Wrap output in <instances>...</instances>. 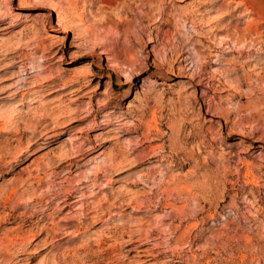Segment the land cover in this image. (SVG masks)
<instances>
[{"label": "rangeland", "instance_id": "1", "mask_svg": "<svg viewBox=\"0 0 264 264\" xmlns=\"http://www.w3.org/2000/svg\"><path fill=\"white\" fill-rule=\"evenodd\" d=\"M263 6L0 0V256L10 264H264ZM251 26L255 44L245 39ZM237 31L243 40L230 47ZM207 47L218 52L201 68L197 52ZM82 65L94 76L74 86ZM246 70L262 76L252 96L247 86L214 93L203 80L235 81ZM104 114L124 125H102ZM71 118L82 120L66 125ZM193 127L206 131L203 143L188 134ZM70 193L80 202L62 209ZM97 204L113 213L90 224L85 206ZM124 229L141 242H115Z\"/></svg>", "mask_w": 264, "mask_h": 264}, {"label": "bare ground", "instance_id": "2", "mask_svg": "<svg viewBox=\"0 0 264 264\" xmlns=\"http://www.w3.org/2000/svg\"><path fill=\"white\" fill-rule=\"evenodd\" d=\"M77 4V3H76ZM243 5L246 7V10L250 13V14H253L254 12H255V10L253 9V8H249V4L248 3H246V1L243 3ZM258 5V4H257ZM253 6V5H252ZM251 7V6H250ZM264 7V6H263ZM47 8H48V10L50 11V12H56V8H55V6L52 4V3H50V4H48L47 5ZM256 13V12H255ZM259 14V13H258ZM253 24V23H252ZM57 25L58 26H61V27H64V23H62V22H60V21H58L57 22ZM252 27V26H251ZM251 27H249V29L247 30V34L245 35V39H248V38H250V40L253 42V44H255V41L252 39V34H254L253 33V31H255L254 30V26L251 28ZM248 28V27H247ZM259 28V27H258ZM256 29V28H255ZM257 30V29H256ZM238 33V35H236V34H234V35H236L237 37H234V38H237L236 40L235 39H233V40H230V41H232L231 43H232V45L230 46V47H232V46H235L236 47V45H238V39H240V41H242L241 40V38H242V36L244 37V34H242L240 31H237ZM232 38V37H231ZM230 38V39H231ZM256 40V39H255ZM248 41H249V39H248ZM252 42H250V44L252 43ZM244 43V42H243ZM247 43V42H246ZM245 45V44H244ZM224 47V46H223ZM239 47V46H238ZM242 47V46H241ZM245 47V46H244ZM226 48V47H225ZM248 48V46H246L245 47V49H247ZM235 49V48H234ZM244 49V50H245ZM252 49V48H251ZM220 51H221V49H220ZM248 50H246V52H247ZM252 51H254V50H252ZM218 52V50H216L215 48L214 49H212L211 47H207V48H205V49H203V51H199V52H197L198 53V57H199V61H200V64H201V68L203 67V65H206L205 63H204V61H205V59H207V58H214L215 57V54ZM222 52V51H221ZM220 52V53H221ZM229 52H232V50H229ZM259 52V51H258ZM264 52V51H263ZM208 53V54H207ZM249 54L250 53H252V52H248ZM255 53V52H254ZM247 54V53H246ZM256 54V53H255ZM250 59H252L251 61H255L256 62V59H257V57H253V55L251 54L250 56ZM220 60V59H219ZM218 61V60H217ZM221 61V60H220ZM247 61V60H246ZM250 61V60H249ZM248 61V62H249ZM131 63V62H130ZM256 63H258V62H256ZM199 64V63H198ZM210 64L211 65H218V63L216 62V61H211L210 62ZM232 64V63H231ZM121 65V64H120ZM238 65V64H237ZM207 66V65H206ZM239 66H240V64H239ZM91 67V65H89V66H87V68H90ZM199 67V66H198ZM239 68V67H238ZM81 71H77V73H74V75L71 77V79L69 80V82L72 84V85H74V86H82V85H84V83H85V80L88 78V76L89 77H91V76H94L92 73H91V71H87V72H83V71H85L86 70V67L84 68V66L82 65V66H80V68H79ZM233 69H234V66H233ZM241 69V68H240ZM261 69V68H260ZM263 69V68H262ZM261 69V70H262ZM90 70V69H89ZM199 70V69H198ZM201 70V69H200ZM251 70V69H250ZM249 70V71H250ZM146 71H149V69H147ZM145 71V72H146ZM234 71H236V70H234ZM247 71V70H246ZM245 71V73H240L239 74V72L237 73V79H235V81L233 80V81H228V80H224V81H217V85H215L216 83L215 82H213V81H209V79L208 78H203V80H205V81H208V85H209V88H210V90H213V92L214 93H217V92H219L223 87H228L229 88V90H231V91H235V92H237V91H239V90H241L242 88V86H247L248 87V90H249V93L251 94V93H253L254 92V89H256V87L257 86H255V84L254 83H256V82H259V81H261L262 80V76L258 73V75L257 74H255V75H253L252 73H250V72H246ZM244 72V71H243ZM197 73V72H196ZM195 73V74H196ZM262 74H263V72H261ZM197 76H196V78H201L202 76H205V74L203 73V71L201 70V71H199L197 74H196ZM236 75V74H235ZM229 77H231V76H229ZM253 77H254V80H253ZM94 78V77H93ZM228 78V77H227ZM234 78V77H233ZM226 79V78H225ZM202 80V81H203ZM212 80V79H211ZM64 85V84H63ZM65 86V85H64ZM241 88V89H240ZM244 88V87H243ZM63 89H64V87H63ZM226 89V88H225ZM263 89V88H262ZM264 90V89H263ZM80 91V88H74V89H72V90H68V92H67V95L68 94H71L72 92H79ZM226 91V90H225ZM55 92V91H54ZM52 93V92H51ZM48 94V93H47ZM50 94V93H49ZM254 94V93H253ZM236 95H238V93H236ZM251 96H252V94H251ZM11 97V96H10ZM16 97V96H15ZM17 98V97H16ZM198 104L199 105V108H200V110H203L204 109V107H206L207 106V108H208V112H213L214 114L215 113H221L222 112V108H221V106H211V105H208V104H206L204 101H201V100H196V101H194L192 104ZM243 106V105H242ZM248 106V105H247ZM255 106H257V105H255ZM191 107V106H190ZM193 107V106H192ZM238 107H239V105H238ZM244 107V106H243ZM246 107V106H245ZM194 108V107H193ZM255 108H257V107H255ZM235 109V108H234ZM239 110V109H238ZM237 110V111H238ZM243 110V108L241 107V111ZM231 111V110H230ZM256 111V110H255ZM51 112V111H50ZM50 112H47L46 113V115L48 114H50ZM228 113V112H227ZM236 113V110H232L231 112H230V115H234ZM259 113V112H258ZM250 114V113H249ZM51 115V114H50ZM221 115V114H220ZM6 116H8V115H6ZM252 116V115H251ZM254 116V115H253ZM257 116V115H256ZM221 117H222V115H221ZM9 118V117H8ZM234 118V117H233ZM96 119V118H95ZM235 119V118H234ZM82 120V118L81 119H76V118H71L70 120H69V122H68V124H66V125H68V126H70V125H74L75 123H77V122H79V121H81ZM225 120V119H224ZM227 121L225 122V124H235V123H233V119H230V118H227L226 119ZM6 121H7V119H6ZM124 121V118H121L120 120H118V121H116V119L115 118H112V116H109L108 114H104V115H102L101 116V123H103L102 125H104V126H107V127H111V126H116L117 128L120 126V125H122V122ZM248 121V120H247ZM9 122V121H8ZM235 122H236V120H235ZM61 125H63V123H55V129H60L61 128ZM123 125H124V122H123ZM123 127V126H122ZM191 127V126H190ZM53 128V127H52ZM7 130V129H6ZM206 131L203 129V128H199V127H193L192 128V130L191 131H189V135L191 136V137H193L194 135H196V136H199L201 139H202V143L204 142V140H205V138H206V136H204V133H205ZM52 133V132H51ZM250 134H252V133H250ZM44 135V134H43ZM46 135V134H45ZM48 135V134H47ZM254 135V134H253ZM252 135V136H253ZM44 136H42V138H43ZM46 143H44V145H45ZM74 144H77L76 142L74 143ZM73 144V145H74ZM81 146V145H80ZM74 156V155H73ZM112 163H114V162H112ZM113 165V164H112ZM112 165H110V166H112ZM109 169H110V171H113L114 172V174H115V177L118 175V171H120L119 169V165L118 164H116V165H114V166H112V167H109ZM96 173V172H95ZM94 172L93 173H91V175L93 174V178H94V180H92L93 182L96 180V178H97V176H95L96 174H95ZM107 175L109 176V175H111L110 173H107ZM91 180H88V181H86V182H90ZM86 188V186H83V185H81L80 186V189L78 190L79 192L78 193H80V191H82V190H84ZM72 196H71V193L69 194V195H67V196H65L64 197V200L63 201H61V202H58L60 205H63L62 206V209H66L67 207H73V205H75V204H77L78 202H80V199H81V195H76L74 198V200L73 201H70V198H71ZM131 201H132V199L131 200H129V204L128 205H134L133 203H131ZM58 205V204H57ZM92 205H94V203H92ZM96 205V204H95ZM86 208H87V210H86V212H81L82 214H84V219H86V220H90V221H92L90 224H92V223H97V222H99L101 219H103L105 216H107V215H111L112 213H113V211L112 210H110V208L112 207L111 205H108V208L107 209H104L103 208V206H101V205H99V204H97V206H85ZM96 207V208H95ZM134 207V206H133ZM115 211V210H114ZM80 213V214H81ZM117 214V213H116ZM75 217V216H74ZM114 217V216H113ZM76 218V217H75ZM80 219H82V218H80ZM78 220V219H77ZM79 221V220H78ZM81 221H83V220H81ZM122 221V220H121ZM80 222V221H79ZM82 223V222H81ZM100 223V222H99ZM125 224V223H124ZM123 224V225H124ZM84 225V224H83ZM87 225V224H86ZM122 226V225H121ZM58 228V227H57ZM56 228V229H57ZM64 227H60L59 228V230L58 231H64L65 229H63ZM84 228V227H83ZM80 230V229H79ZM124 230H126V229H124ZM44 231V230H43ZM57 231V232H58ZM40 232H41V230H40ZM53 232V231H52ZM67 232V231H66ZM71 232V231H70ZM59 233V232H58ZM64 233V232H63ZM74 233V232H73ZM61 234V233H60ZM66 234V233H65ZM50 237L49 238H56L57 237V233H55V232H53L52 233V235H49ZM134 233H133V231H130V229L129 230H126V231H124V232H121V234L120 235H118L117 237H115V239H114V241L115 242H122L123 240H124V238L125 237H127L128 239L127 240H125V242H127V243H129V244H133V243H140L141 242V240H139V239H134ZM48 238V239H49ZM63 238H64V236H63ZM150 238V237H149ZM17 239V238H16ZM61 239V238H60ZM143 240V239H142ZM151 240V239H150ZM9 241V240H8ZM47 241V240H46ZM107 241V240H106ZM147 242V241H146ZM10 243V242H9ZM14 243V242H13ZM16 243V242H15ZM30 243V238H24V239H22V244H21V248H20V250H21V252H24L25 251V249H26V247H27V244H29ZM88 243V242H87ZM103 243V241H101V240H97V244H96V246L98 245V246H100L101 244ZM104 244V243H103ZM114 244V243H113ZM88 245V244H87ZM92 245V244H91ZM115 245V244H114ZM97 246V247H98ZM14 247V246H13ZM89 247H91L90 245H89ZM115 247V246H114ZM113 247V248H114ZM84 248L86 249V250H88L87 252H89V248L88 247H85V245H84ZM110 248V247H109ZM112 248V246H111V249H113ZM10 249V248H9ZM83 249V248H82ZM5 251H7V249H5ZM149 251V250H148ZM148 251H146V250H141V249H137V253L139 254V255H141L142 254V256L141 257H144V258H148V257H150V255L148 254L149 252ZM8 252V251H7ZM18 252V251H17ZM86 252V251H85ZM16 253V252H15ZM9 255V254H8ZM121 255H119V258L116 260L118 263H121L122 262V258L120 257ZM5 257L6 256H0V259L3 261V263H5V264H10L9 263V260H5ZM118 257V256H117ZM85 258V257H84ZM45 261L46 260H44V261H41V264H45ZM80 261V260H79ZM124 261V260H123ZM147 261V260H146ZM110 263V262H109ZM123 263V262H122ZM121 263V264H122ZM1 264V263H0ZM80 264V263H79Z\"/></svg>", "mask_w": 264, "mask_h": 264}]
</instances>
